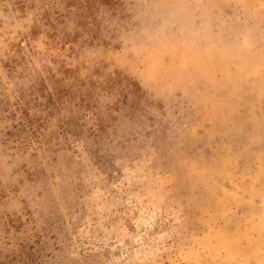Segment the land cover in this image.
Here are the masks:
<instances>
[{
    "label": "rangeland",
    "instance_id": "374dc122",
    "mask_svg": "<svg viewBox=\"0 0 264 264\" xmlns=\"http://www.w3.org/2000/svg\"><path fill=\"white\" fill-rule=\"evenodd\" d=\"M0 264H264V0H0Z\"/></svg>",
    "mask_w": 264,
    "mask_h": 264
}]
</instances>
